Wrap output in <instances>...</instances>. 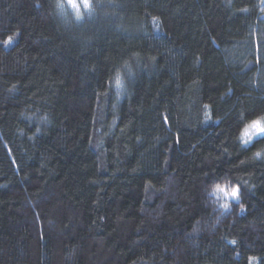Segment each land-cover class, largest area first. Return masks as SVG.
I'll list each match as a JSON object with an SVG mask.
<instances>
[{"label": "trees", "instance_id": "16d2710c", "mask_svg": "<svg viewBox=\"0 0 264 264\" xmlns=\"http://www.w3.org/2000/svg\"><path fill=\"white\" fill-rule=\"evenodd\" d=\"M60 1L0 0V264H264V3Z\"/></svg>", "mask_w": 264, "mask_h": 264}, {"label": "clouds", "instance_id": "9594fccd", "mask_svg": "<svg viewBox=\"0 0 264 264\" xmlns=\"http://www.w3.org/2000/svg\"><path fill=\"white\" fill-rule=\"evenodd\" d=\"M69 3H71L72 5H75L74 0H69ZM88 0H84V4H87ZM73 7V6H72ZM74 8V7H73ZM78 14V12H77ZM264 131V122H262L259 119L253 120L250 123L247 124V126H245L241 132V138L244 140L245 143L250 142L253 140L254 137L257 136V133ZM262 152H264V150H258L254 153L255 157H260ZM213 191L215 193H220L222 194V196L224 198H235L237 195V189L236 188H232L230 191H225V189L223 187L220 186H215L213 188ZM221 207L223 209H228L229 208V204L228 203H223L221 205ZM243 207V205H241V208Z\"/></svg>", "mask_w": 264, "mask_h": 264}, {"label": "rangeland", "instance_id": "374dc122", "mask_svg": "<svg viewBox=\"0 0 264 264\" xmlns=\"http://www.w3.org/2000/svg\"><path fill=\"white\" fill-rule=\"evenodd\" d=\"M75 4L78 6L77 8H73L72 4L69 3V0H61L59 3V8L62 11L70 12L72 13L75 17H77V12L79 11V17L88 10V8L84 7V0H74ZM89 3V1H88ZM263 134L257 135L261 136Z\"/></svg>", "mask_w": 264, "mask_h": 264}, {"label": "snow or ice", "instance_id": "6c2138e0", "mask_svg": "<svg viewBox=\"0 0 264 264\" xmlns=\"http://www.w3.org/2000/svg\"><path fill=\"white\" fill-rule=\"evenodd\" d=\"M261 2L264 3V0H261ZM72 6L74 8H77L78 7L76 4L75 5H72ZM89 6H90L89 3L84 4V7L85 8H88ZM77 18L79 19V11H78V14H77ZM15 35L18 36L19 33H16ZM14 40H15V37L13 35H9L4 40L0 41V44H2L4 47H9V46H11L14 43ZM116 83H117V85L120 84V80H119L118 77H117ZM260 134H264V131L257 133V135H260ZM235 198L236 199L239 198V196H238V190H237V195H236ZM241 210L243 211V208H241ZM231 243L232 244H235L236 242L235 241H231Z\"/></svg>", "mask_w": 264, "mask_h": 264}]
</instances>
